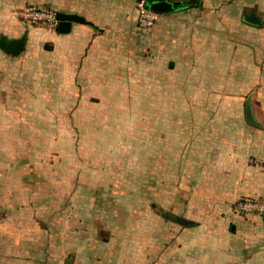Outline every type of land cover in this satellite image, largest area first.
I'll use <instances>...</instances> for the list:
<instances>
[{"label": "rangeland", "instance_id": "rangeland-1", "mask_svg": "<svg viewBox=\"0 0 264 264\" xmlns=\"http://www.w3.org/2000/svg\"><path fill=\"white\" fill-rule=\"evenodd\" d=\"M136 37L100 59L67 45L17 57L0 50V225L3 208L23 206L40 229L28 224L31 238L56 240L61 251L73 233L77 245L96 236L143 242L167 232L173 221L163 212L196 217L168 197L178 162L166 148L176 155L178 145L204 140L190 126L200 105L180 100L191 90L162 28Z\"/></svg>", "mask_w": 264, "mask_h": 264}, {"label": "crops", "instance_id": "crops-1", "mask_svg": "<svg viewBox=\"0 0 264 264\" xmlns=\"http://www.w3.org/2000/svg\"><path fill=\"white\" fill-rule=\"evenodd\" d=\"M138 1L0 0V38L23 37L24 50L72 46L100 59L136 45L142 30ZM198 1L155 22L168 54L176 57L172 67L184 75L182 89L191 90L180 100L200 105L190 126L204 140L178 145L176 155L166 148L168 158L173 153L178 162V187L168 197L179 213L196 217H179L190 222L186 226L163 223L167 232L161 239L152 235L143 242L96 236L77 245L73 233L60 251L56 240L49 244L37 233L31 238L26 226L40 229L36 220L27 223L26 208L8 206L0 225L1 264H264V215H243L235 208L238 200L264 195V0ZM31 3L84 23L72 22L68 33L57 26H29L13 12ZM44 244L49 250L41 253Z\"/></svg>", "mask_w": 264, "mask_h": 264}, {"label": "built area", "instance_id": "built-area-1", "mask_svg": "<svg viewBox=\"0 0 264 264\" xmlns=\"http://www.w3.org/2000/svg\"><path fill=\"white\" fill-rule=\"evenodd\" d=\"M137 24L142 30L150 29L159 19V14L149 10L144 0L136 3ZM56 12L47 8H37L24 6L14 10L13 16L20 21L30 25H49L55 28L58 24ZM236 210L243 215H264V195L259 199H242L238 200L235 205Z\"/></svg>", "mask_w": 264, "mask_h": 264}, {"label": "water", "instance_id": "water-1", "mask_svg": "<svg viewBox=\"0 0 264 264\" xmlns=\"http://www.w3.org/2000/svg\"><path fill=\"white\" fill-rule=\"evenodd\" d=\"M146 7L158 14H167L176 11L177 9H181L182 7L192 6L199 4L198 0H184V1H176V2H168L167 0H146ZM57 29L61 33H68L70 31V24L72 22H79L84 23V20L80 17L74 15H65L62 13H57ZM25 40L24 38L10 40L5 36L0 38V49L6 53L7 55L11 56H18L24 50ZM247 114L250 115L249 106L247 108ZM162 215L172 221H175L183 226L189 225L185 219H181L176 217L170 213H162ZM70 264V262H68Z\"/></svg>", "mask_w": 264, "mask_h": 264}, {"label": "trees", "instance_id": "trees-1", "mask_svg": "<svg viewBox=\"0 0 264 264\" xmlns=\"http://www.w3.org/2000/svg\"><path fill=\"white\" fill-rule=\"evenodd\" d=\"M159 15H161V14H159Z\"/></svg>", "mask_w": 264, "mask_h": 264}]
</instances>
